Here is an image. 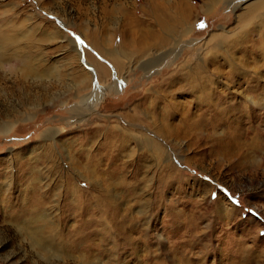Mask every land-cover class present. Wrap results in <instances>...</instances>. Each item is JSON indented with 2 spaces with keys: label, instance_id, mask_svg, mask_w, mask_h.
<instances>
[{
  "label": "rangeland",
  "instance_id": "374dc122",
  "mask_svg": "<svg viewBox=\"0 0 264 264\" xmlns=\"http://www.w3.org/2000/svg\"><path fill=\"white\" fill-rule=\"evenodd\" d=\"M183 1L142 49L148 1L0 0L44 85L0 97V264H264V8Z\"/></svg>",
  "mask_w": 264,
  "mask_h": 264
},
{
  "label": "bare ground",
  "instance_id": "6f19581e",
  "mask_svg": "<svg viewBox=\"0 0 264 264\" xmlns=\"http://www.w3.org/2000/svg\"><path fill=\"white\" fill-rule=\"evenodd\" d=\"M216 1L217 0H205L206 8L210 7L211 3H214ZM246 1H248V0H242V1L241 0L240 1L234 0V1H232L230 3V6L233 5V7H238L237 5H239L241 3H245ZM145 2L149 3V6L147 7V9H148V13L152 15L153 24H155V26L157 27V31L155 32L156 34H153V33L149 32V31H147L146 34L144 35V37L142 36L141 39H136V41H133L131 43L130 42H127L128 46L130 44L132 46L138 45V46H141L142 49L143 48L144 49H147V48H152V47L163 46V45L167 44V41L168 40L170 41V39H174L175 37H177L179 33L180 34L181 33H184L185 34L188 31V29H189V23H190L191 9L185 3V1H183V0H168V1H166V2H168L167 3V8H166V12L163 13V14L161 12V9H159L158 11L156 10L155 4H157L158 6H159V4L160 5H163L164 0H145ZM169 3H170V6H169ZM255 3L251 6L250 9H248V11L246 12V14L244 16H248L251 12L253 13L255 10L264 8V0H260V1L255 2ZM172 20H173V24H168ZM131 21H132V24L138 25V21L137 20L132 19ZM3 26H9V25H8V23L7 24H4V22L2 21V19H0V70L2 71L0 73V81L4 78V76L7 75V77L8 76L10 77L11 83L13 84V86H12L11 89L4 88V87H1L0 86V97L1 96L2 97L3 96L4 97L6 96L3 99L4 102H6L7 99H8V95H10L13 92H15V90L19 91L17 87H20V86H21V88L22 87H26V91L31 88V84L29 82H26V80L31 79V77L33 76V74H35V76H36L35 81H37L38 83H41L42 84L43 83V80L41 78L42 77V73L41 72L40 73L38 72V74L36 75L37 71L34 72L35 70L33 68H30L34 64V61H35L33 59L34 56H31L32 59L29 62H25V60L22 59L23 54L20 53L19 51L16 52L15 49H16V45H17V41H16L17 40V37H15L16 35L14 34V32L16 31V29L14 30V29H10L11 27H3ZM126 31L127 30H124V29L121 30L122 35H123V38L126 37V35H127V32L128 31L127 32ZM95 35H97V34H95ZM170 36H172V37H170ZM14 37H15V39H14ZM93 38L94 39H92V40H97L95 42H92L93 43L92 45L94 47H96V49H98L101 46H103V42L100 41V40H98L99 36H98V38H97V36H94ZM240 38H241V36H240ZM132 39H133V37H132ZM124 41L125 40L123 39L122 42L124 43ZM130 46H129V48H130ZM129 48H127V50ZM199 68L202 69L201 71L204 70L200 66H199ZM40 70H41V68H40ZM203 72H205V71H203ZM46 75H49V74L46 72ZM198 75H200V76H198ZM82 79H81V81H82L81 83H85L86 82V78H84L83 80ZM203 79H204V76L202 77L201 74H199V73L198 74L197 73H194L193 76L186 77V81H188L189 83L192 84V86H190L191 89H192V91H195L196 88H198V87H201L202 88V87L206 86V81L203 80ZM6 89H8V90L6 91ZM24 95H25V93H24ZM19 104H22V103L19 102ZM212 106H213V104H212ZM212 106H211V108L214 107V106L213 107ZM223 111H222V113H223ZM247 113H249V112H247ZM17 114L18 113L14 112L13 113V116L14 115H17ZM216 119H217V117L215 118V122H216ZM231 125H233V124H231ZM9 128H10V125L7 124V123H4L1 126V130L3 132H7L9 130ZM231 138H232V136L230 137V139ZM225 143L226 142H224V145H225ZM224 145H222V146H224ZM216 147H217V145H216Z\"/></svg>",
  "mask_w": 264,
  "mask_h": 264
},
{
  "label": "snow or ice",
  "instance_id": "6c2138e0",
  "mask_svg": "<svg viewBox=\"0 0 264 264\" xmlns=\"http://www.w3.org/2000/svg\"><path fill=\"white\" fill-rule=\"evenodd\" d=\"M202 26V25H201Z\"/></svg>",
  "mask_w": 264,
  "mask_h": 264
}]
</instances>
